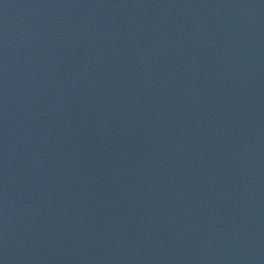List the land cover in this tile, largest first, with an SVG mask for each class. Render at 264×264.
Segmentation results:
<instances>
[{
    "label": "water",
    "instance_id": "obj_1",
    "mask_svg": "<svg viewBox=\"0 0 264 264\" xmlns=\"http://www.w3.org/2000/svg\"><path fill=\"white\" fill-rule=\"evenodd\" d=\"M0 264H264V0H0Z\"/></svg>",
    "mask_w": 264,
    "mask_h": 264
}]
</instances>
